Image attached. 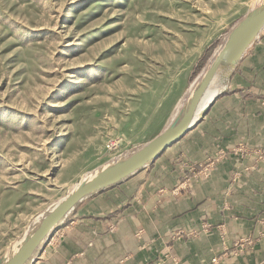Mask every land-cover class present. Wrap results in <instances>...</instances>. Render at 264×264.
<instances>
[{"label": "rangeland", "instance_id": "374dc122", "mask_svg": "<svg viewBox=\"0 0 264 264\" xmlns=\"http://www.w3.org/2000/svg\"><path fill=\"white\" fill-rule=\"evenodd\" d=\"M256 2L0 0V255L109 160L110 133L148 94L143 65L153 49L196 45L189 37L202 34L195 76Z\"/></svg>", "mask_w": 264, "mask_h": 264}, {"label": "crops", "instance_id": "0c3cea01", "mask_svg": "<svg viewBox=\"0 0 264 264\" xmlns=\"http://www.w3.org/2000/svg\"><path fill=\"white\" fill-rule=\"evenodd\" d=\"M189 38L199 42L153 49L143 65L148 94L110 133L123 152L163 129L196 77L204 36ZM239 145L264 148V30L200 121L153 164L80 203L34 264H210L223 251L220 264H264V164ZM220 151L207 176L189 171ZM201 224L208 231L168 239Z\"/></svg>", "mask_w": 264, "mask_h": 264}, {"label": "water", "instance_id": "95a60500", "mask_svg": "<svg viewBox=\"0 0 264 264\" xmlns=\"http://www.w3.org/2000/svg\"><path fill=\"white\" fill-rule=\"evenodd\" d=\"M263 30L264 0H261L222 36L163 129L152 139L84 173L66 195L32 218L22 234L0 255V264H34L49 238L80 203L126 181L153 164L167 147L200 121L212 103L225 91L240 60ZM210 94L212 96L209 101L203 104Z\"/></svg>", "mask_w": 264, "mask_h": 264}, {"label": "built area", "instance_id": "2783aa9c", "mask_svg": "<svg viewBox=\"0 0 264 264\" xmlns=\"http://www.w3.org/2000/svg\"><path fill=\"white\" fill-rule=\"evenodd\" d=\"M104 149H105V154L109 157V159H112L123 152V141L120 138H110L105 142ZM234 152L239 153L240 155L252 157L254 159V163L260 162L264 164V148L256 147L254 149H247L243 145H239L234 149ZM227 153H228L227 151H220L219 153L214 155V157H210L206 159V161H204L203 163L191 164L192 166H189V171L199 176H207L209 174L210 169L213 167L214 163L220 160L221 158H223ZM64 223L63 226H61L62 228L60 229L59 226V228L49 238L45 248L51 244V242L55 239V236L60 230L64 231V229L67 228L66 224ZM208 227L209 226L207 224H201L199 227H195L192 229L178 230L170 233L168 239L171 241L184 236L196 235L198 233L208 231ZM245 240L246 242H248V244L251 243L250 239H245ZM169 249L170 247L167 246L166 251H169ZM226 254L227 251H223L221 254L212 257L210 264H220L223 261V258L225 257ZM166 255L167 257L169 256L168 253Z\"/></svg>", "mask_w": 264, "mask_h": 264}, {"label": "bare ground", "instance_id": "6f19581e", "mask_svg": "<svg viewBox=\"0 0 264 264\" xmlns=\"http://www.w3.org/2000/svg\"><path fill=\"white\" fill-rule=\"evenodd\" d=\"M256 1H257L256 3H259L261 0H256ZM211 96H212V94L208 95V96L205 98L203 104L207 103V102L209 101V99L211 98Z\"/></svg>", "mask_w": 264, "mask_h": 264}]
</instances>
